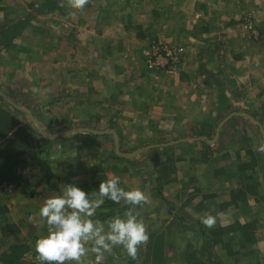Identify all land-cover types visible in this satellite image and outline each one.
<instances>
[{"label": "crops", "instance_id": "crops-1", "mask_svg": "<svg viewBox=\"0 0 264 264\" xmlns=\"http://www.w3.org/2000/svg\"><path fill=\"white\" fill-rule=\"evenodd\" d=\"M262 2L88 0L83 9H78L70 0H64L63 14L59 13V7L53 9L49 13L51 19H56L51 29L52 76L32 78L35 72L31 68L37 62L29 54L30 47H21L18 58L13 56V60L9 55L8 64L5 59L2 66L4 83H9V87L26 86L35 100L49 97L53 100L52 109L60 106L68 114L89 115L86 108L90 106L94 116L105 114V101L114 94L105 90L111 82L107 78H114L116 74L121 77L131 70L129 66H134L135 59H141L148 71L144 53L149 43L165 41L183 49V68L190 51H200V66L214 77L218 74L223 84L221 98L227 104L222 108L225 117L211 141L182 138L148 146L146 158H159L157 161H162V167L154 159V164L146 167V175H140L139 164L133 167L142 149L135 156L111 152V145H115L111 132L115 134V128L98 130L87 126L80 128L95 132L81 131L52 140L41 138L30 153L25 150L12 161L8 175L12 187L6 192L0 188V216H3V238H6V263L0 259V264H39L34 245L48 231L39 216L44 201L59 195L67 184H75L91 199H96L99 183L113 175L119 177L121 187L138 188L148 197V203L136 208L148 240L138 247L135 259L117 246L100 260L89 251L85 264H143L141 258L150 256L148 242L159 234L162 242L168 241L166 226L163 230L156 229L160 209L163 225L176 220L183 228L179 234L181 241L191 242L192 237L185 230L195 229V244H200L196 255L204 262L264 264V136L261 132V129L264 132V122H258L252 111L244 110L249 105L245 101L248 98L245 72H236L234 67L248 66V61L228 56V48L239 27L237 19L246 12L256 16V11L263 7ZM41 12L33 14L34 21L44 17ZM28 31L27 27L22 29L17 42ZM5 45L6 42L2 45L6 57ZM12 48L17 50L11 43L7 49ZM39 51L41 54L43 50ZM204 52L210 55L203 58ZM92 87L97 89V102L88 104ZM114 95L118 97L117 92ZM150 109L154 110L155 104ZM0 111L12 114L3 106ZM62 128L68 129L69 123ZM1 138L6 140V128ZM257 146L260 147L258 158H247L250 153L257 155ZM128 207L123 202L116 204L105 199L92 219L106 226L112 218L123 216ZM209 216L215 221L212 227L204 223Z\"/></svg>", "mask_w": 264, "mask_h": 264}, {"label": "rangeland", "instance_id": "rangeland-1", "mask_svg": "<svg viewBox=\"0 0 264 264\" xmlns=\"http://www.w3.org/2000/svg\"><path fill=\"white\" fill-rule=\"evenodd\" d=\"M59 1V2H58ZM64 0H0V92L16 106L26 109L34 117L37 123L21 110L15 108L0 96V106L9 110L16 124H11L10 117L4 116L0 111L3 127L0 128V136L6 128V140L0 139V169L5 168L6 161L10 164L20 153L27 150L30 153L38 142L43 138L42 132L53 134L60 130L75 131L80 127L94 126L96 129H116V138L119 143L118 150L121 153L132 154L137 150L140 158L133 163L139 164L140 175H146L145 169L148 165L156 164L162 167V161L159 158H146L148 146L155 143L168 142L178 139H198L211 141L218 134L217 129L223 123L225 114L222 108H226V100L222 99L224 93L220 77H214L200 66V51H190V56L185 62L184 51L181 47L169 44L171 47H177L182 50L183 60L175 73L166 71L145 70L143 62L140 59L134 60V66H129V71L123 73L121 77L116 74L114 78L106 85V91L118 94L117 98H107L105 103V114L93 115V107L86 108L89 115L68 114L60 106H54L52 109V99L44 97L34 99L33 92L20 85L8 86L4 83L2 66L8 64V56L18 58L21 47H30L29 53L36 67L31 70L35 72L31 75L36 78L37 75L50 78L52 76L51 51L52 28L56 19H51L49 13L59 7V13L63 14L62 2ZM59 4V5H58ZM254 4H251L253 6ZM261 9L254 16L251 12L242 14L237 19L238 26L234 36L233 43L228 51L231 57L248 61V66L234 67L236 72L244 71L243 75L247 81L245 94L248 93L246 102L247 109L252 111V115L258 122H264V2L260 4ZM65 3H63V8ZM27 8V9H25ZM42 11V12H41ZM23 12V13H22ZM26 12V13H25ZM42 13L44 17L39 21H34L33 14ZM25 13V14H24ZM251 23L252 28L247 24ZM29 28L22 41H18L22 29ZM6 32V33H5ZM17 39H16V38ZM28 38V44L27 42ZM15 39V41H14ZM6 42V57L3 53L4 43ZM158 42V41H155ZM165 42V41H161ZM195 41L190 44H194ZM15 44L17 50L7 49L10 44ZM24 44V45H23ZM40 44L42 46H40ZM151 43H149L148 47ZM210 44L206 45L209 48ZM35 48V49H34ZM40 48L43 50L40 54ZM148 49V48H147ZM26 53V52H24ZM145 54V53H144ZM210 55V52H204L203 58ZM14 60V59H13ZM29 62V60H28ZM145 62V60H144ZM30 64V62H29ZM235 72V73H236ZM221 75V74H220ZM24 76H26L24 74ZM202 76H204L202 78ZM241 76V77H243ZM14 75L11 74L10 78ZM30 77V75L26 76ZM205 78V79H204ZM49 88V86L47 87ZM96 88L92 87L89 91L92 99L87 100L88 104H94ZM222 97V98H221ZM9 103V104H8ZM103 100L100 101L102 105ZM155 104V109H150ZM256 106V107H253ZM153 110V112H152ZM6 120V122L4 121ZM69 121V122H68ZM69 123L68 129H63ZM6 124V125H5ZM11 124V125H9ZM158 127L164 128L158 130ZM4 128V129H3ZM11 129V132L10 130ZM9 130V131H8ZM81 132H76L79 134ZM74 134V135H75ZM9 135V136H8ZM118 136V137H117ZM147 147V148H145ZM145 148V149H144ZM150 148V147H149ZM257 153L254 156L248 154L247 158H258L260 147L255 148ZM112 153L116 151L115 145H111ZM3 170L0 175H3ZM6 178L0 181V184L9 180ZM163 202H160L162 205ZM160 205V208H162ZM0 216V259L6 258V238H3L4 220ZM159 223L156 229H165L169 232L166 236V242H162L159 234L152 241L148 242V251L150 256L145 255L141 258L143 264H212L201 260L196 255V249L200 244L196 243L195 229L191 227L186 235L190 234L191 242L181 241L179 234L182 227L177 221H170L163 225L162 210H159ZM180 223V222H179ZM189 227V226H188ZM197 245L198 248L194 246ZM184 256V257H183Z\"/></svg>", "mask_w": 264, "mask_h": 264}, {"label": "clouds", "instance_id": "clouds-1", "mask_svg": "<svg viewBox=\"0 0 264 264\" xmlns=\"http://www.w3.org/2000/svg\"><path fill=\"white\" fill-rule=\"evenodd\" d=\"M87 2L70 0L78 9H83ZM105 199L130 206L123 216L112 218L106 226L92 219ZM146 203L148 197L140 189L126 190L115 175L99 183L96 199H91L75 184L65 185L59 195L47 198L39 208V216L48 231L35 241L37 261L39 264H85L89 251L100 260L117 246L135 259L138 247L148 240L143 220L136 211L137 206ZM204 223L212 227L215 221L209 216Z\"/></svg>", "mask_w": 264, "mask_h": 264}, {"label": "built area", "instance_id": "built-area-1", "mask_svg": "<svg viewBox=\"0 0 264 264\" xmlns=\"http://www.w3.org/2000/svg\"><path fill=\"white\" fill-rule=\"evenodd\" d=\"M250 23L247 27L251 28ZM145 66L150 71H166L175 73L183 60L182 50L171 47L166 42H151L144 54ZM12 182L4 181L0 184L3 192L12 187Z\"/></svg>", "mask_w": 264, "mask_h": 264}, {"label": "water", "instance_id": "water-1", "mask_svg": "<svg viewBox=\"0 0 264 264\" xmlns=\"http://www.w3.org/2000/svg\"><path fill=\"white\" fill-rule=\"evenodd\" d=\"M0 96H2V98H4L6 101H8L10 104H12L15 108L21 110L22 112H24L30 119L32 122L34 123H37L36 120L34 119V117L24 108H21V107H18L16 106L14 103H12L11 101H9L1 92H0ZM81 131H89V132H95L94 130H91L89 128H78L76 129L75 131H57L53 134H50V133H47L45 131L42 132V135L45 139L47 140H52V139H55V138H58V137H70V136H73L76 132H81ZM106 132V131H105ZM217 132H218V129H217ZM261 132L264 136V132L262 131L261 129ZM113 133V135L115 136V149H116V152L118 154H121L118 150V145H117V138H116V135L114 134V132H111ZM147 148V147H146ZM145 149V148H144ZM143 150V149H142ZM141 150L137 151V152H134L132 153L130 156H135L136 154H138ZM122 155V154H121Z\"/></svg>", "mask_w": 264, "mask_h": 264}, {"label": "trees", "instance_id": "trees-1", "mask_svg": "<svg viewBox=\"0 0 264 264\" xmlns=\"http://www.w3.org/2000/svg\"><path fill=\"white\" fill-rule=\"evenodd\" d=\"M2 114L4 115V116H7V117H10V119H11V124H16L15 122H14V120H13V118H12V115H10L8 112H4V111H2ZM0 119H1V117H0ZM5 122H6V120H4ZM1 122V121H0ZM11 124H9V125H11ZM6 125V124H5ZM9 130H11V129H9ZM8 130V131H9ZM1 163H0V167H1ZM10 165H12V163L10 164V162L8 163V161H6V166H5V168H3L2 167V169H0V173H1V171L3 170V175H0V181H3V180H5L6 178H8V175L10 174V172H9V168H10ZM11 261H15L14 259L13 260H11ZM4 262L6 263V258L4 259Z\"/></svg>", "mask_w": 264, "mask_h": 264}]
</instances>
